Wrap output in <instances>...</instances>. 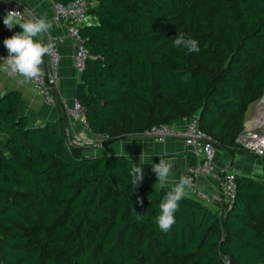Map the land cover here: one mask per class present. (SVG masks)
<instances>
[{
    "label": "trees",
    "instance_id": "obj_1",
    "mask_svg": "<svg viewBox=\"0 0 264 264\" xmlns=\"http://www.w3.org/2000/svg\"><path fill=\"white\" fill-rule=\"evenodd\" d=\"M88 13L75 99L91 134L114 143L196 115L216 150L245 152L235 139L264 91V0H96ZM181 35L200 51L174 46ZM19 101L0 98L1 264H264V183L236 177L229 207L186 193L161 231L174 186L161 189L151 164L67 145V115L33 123Z\"/></svg>",
    "mask_w": 264,
    "mask_h": 264
},
{
    "label": "built area",
    "instance_id": "obj_2",
    "mask_svg": "<svg viewBox=\"0 0 264 264\" xmlns=\"http://www.w3.org/2000/svg\"><path fill=\"white\" fill-rule=\"evenodd\" d=\"M89 5L88 0H71L66 3L55 1L52 3L53 21L65 25V36L74 42L75 49L72 56V65L78 75L83 71L88 58V51L79 33V28L86 21ZM0 10L4 14L12 10L20 11L21 20L26 21V16L20 8L0 4ZM2 28L4 30L7 29L3 24V20ZM62 42L63 37L49 36L47 38V44L53 46L52 54L46 55L48 61L47 74L34 80H25L19 74H10L6 70V61L3 59L7 57L8 51L2 43L0 45V71L8 78H19L28 83L33 92L39 95L45 104L53 105L56 99L52 86L48 81L55 83L60 76V53L58 48ZM263 97L260 98L257 106L263 101ZM63 111L67 116L77 120L87 128L83 117V108L76 99L71 104H64ZM142 136L151 138L157 142H163L168 139L182 141L184 146L190 150L194 159V162H190L184 170L183 176L188 177L191 181V186L187 189V194L195 197L204 204L213 206L223 204L227 207L230 206L237 191L236 175L229 167L216 166V149L213 140L199 127L196 115L184 117L177 121L152 125L143 131ZM94 137L98 145H101L105 138L102 135H94ZM235 142L241 149L256 157L264 156V133L257 132L255 127L247 128L243 123V128L236 136ZM68 144L77 145L74 140H70L69 134L67 133ZM202 178H210L214 181L215 186L207 189L200 188L197 185V181Z\"/></svg>",
    "mask_w": 264,
    "mask_h": 264
},
{
    "label": "crops",
    "instance_id": "obj_3",
    "mask_svg": "<svg viewBox=\"0 0 264 264\" xmlns=\"http://www.w3.org/2000/svg\"><path fill=\"white\" fill-rule=\"evenodd\" d=\"M92 6L96 0H88ZM55 0H0L1 5H10L20 8L25 16L26 21L29 18H40L46 16L53 22L52 29L41 34L36 39L47 45V38L63 37V42L59 45L60 53V71L59 78L55 83L51 84L56 102L53 105L45 104L41 97L33 92L30 85L19 78H8L0 71V98L8 94H18L20 101L18 111L20 114L27 116L33 123H42L49 120H58L59 117L66 115L63 111L64 104H71L75 99V86L79 75L73 68L72 56L74 53V42L67 38L66 26L61 23H56L52 19V3ZM6 14L0 10V45L6 38H10L22 29L19 25L13 29L2 28V20ZM21 22H25L22 21ZM96 22V17L92 14H87L85 23L90 24ZM43 75L47 74L48 61L44 57V63L41 66ZM47 78V77H46ZM68 130L76 133L81 130L77 120L67 116ZM0 144L2 137L0 135ZM101 146V145H100ZM102 147V146H101ZM107 150L105 153H121L136 161L147 162L151 165L159 163V159L163 158L172 165V174L166 184L174 186L184 175L185 167L191 162H194L193 156L182 141L176 139H168L163 142H157L151 138L144 136H135L126 134L119 136L114 143L102 147ZM255 155L239 151L238 149L227 148L216 150L215 163L217 167H229L234 171L237 178H252L264 183V168ZM200 188H210L215 186V183L210 178H202L197 181ZM187 193V189H186Z\"/></svg>",
    "mask_w": 264,
    "mask_h": 264
},
{
    "label": "clouds",
    "instance_id": "obj_4",
    "mask_svg": "<svg viewBox=\"0 0 264 264\" xmlns=\"http://www.w3.org/2000/svg\"><path fill=\"white\" fill-rule=\"evenodd\" d=\"M3 24L9 30L17 25L22 29L21 32H17L3 41L8 51L7 57L3 59L6 61V70L10 74H19L25 80H34L41 77L43 75L41 66L44 63V57L52 54L53 46L51 44L46 45L36 38L41 34L48 33L53 27V22L46 16L32 17L25 22H21L20 11L12 10L4 16ZM174 46L183 47L187 50V54L200 51L198 40L194 38L185 39L183 35L174 41ZM152 171L155 173L161 189H163L172 174L171 163L160 158L159 163L152 165ZM143 173V167L134 164L130 170V184L139 186L143 180ZM190 186V179L181 176L174 187L164 193L158 205L159 214L154 218V223L161 231L167 232L175 224L174 214L179 210V202ZM137 219L140 220L142 217L138 215Z\"/></svg>",
    "mask_w": 264,
    "mask_h": 264
},
{
    "label": "rangeland",
    "instance_id": "obj_5",
    "mask_svg": "<svg viewBox=\"0 0 264 264\" xmlns=\"http://www.w3.org/2000/svg\"><path fill=\"white\" fill-rule=\"evenodd\" d=\"M263 95H264V91L261 93V95L258 98L250 102L247 110L244 113V120H243L244 126H246V121H249L251 119L254 120V115L256 114V111L258 110L257 109L258 101ZM254 125H255L254 127L257 130V132L264 133V124H261L258 121L254 123ZM79 126L81 130L76 133H73L72 131L68 130L70 140H74L77 145H85V146L93 147V145L96 144L97 142L94 135L91 134L90 131L87 128H85L81 123L79 124ZM102 151H107V150L105 149L102 150L99 148L94 150L95 153H99Z\"/></svg>",
    "mask_w": 264,
    "mask_h": 264
},
{
    "label": "bare ground",
    "instance_id": "obj_6",
    "mask_svg": "<svg viewBox=\"0 0 264 264\" xmlns=\"http://www.w3.org/2000/svg\"><path fill=\"white\" fill-rule=\"evenodd\" d=\"M257 109L258 110L256 111V114L254 115V120L251 119L249 121H246L247 128H253L255 126L254 123L258 121L259 123L264 124V97H263V101L259 104Z\"/></svg>",
    "mask_w": 264,
    "mask_h": 264
},
{
    "label": "water",
    "instance_id": "obj_7",
    "mask_svg": "<svg viewBox=\"0 0 264 264\" xmlns=\"http://www.w3.org/2000/svg\"><path fill=\"white\" fill-rule=\"evenodd\" d=\"M53 84V83H52ZM110 144H112V141H103L102 143H101V146L102 147H105V146H108V145H110Z\"/></svg>",
    "mask_w": 264,
    "mask_h": 264
}]
</instances>
